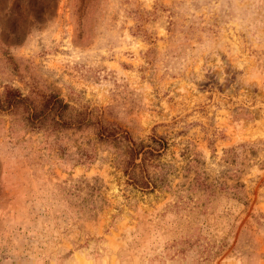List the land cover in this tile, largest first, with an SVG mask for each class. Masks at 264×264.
Listing matches in <instances>:
<instances>
[{
	"label": "rangeland",
	"instance_id": "1",
	"mask_svg": "<svg viewBox=\"0 0 264 264\" xmlns=\"http://www.w3.org/2000/svg\"><path fill=\"white\" fill-rule=\"evenodd\" d=\"M7 87L167 143L171 188L1 114L0 264H264V0H0Z\"/></svg>",
	"mask_w": 264,
	"mask_h": 264
},
{
	"label": "trees",
	"instance_id": "2",
	"mask_svg": "<svg viewBox=\"0 0 264 264\" xmlns=\"http://www.w3.org/2000/svg\"><path fill=\"white\" fill-rule=\"evenodd\" d=\"M4 113L14 118L17 126L43 133L49 149L60 150L59 157L65 168L68 162L70 169L91 167L102 148L115 153L117 163L135 188L151 192L160 185L167 190L171 188L167 183L169 171H166L170 167L153 162L162 157L161 148H166L167 143L152 138L160 149L147 145L93 110L76 111L58 92L33 97L7 87L5 93L0 94V115ZM71 143L73 152L69 151ZM198 180L197 185H202Z\"/></svg>",
	"mask_w": 264,
	"mask_h": 264
}]
</instances>
